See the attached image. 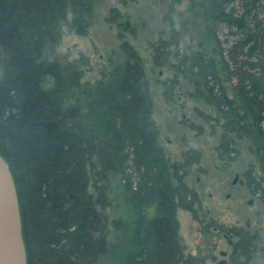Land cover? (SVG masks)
<instances>
[{
    "label": "trees",
    "instance_id": "16d2710c",
    "mask_svg": "<svg viewBox=\"0 0 264 264\" xmlns=\"http://www.w3.org/2000/svg\"><path fill=\"white\" fill-rule=\"evenodd\" d=\"M98 1L0 0V156L16 189L26 264L202 263L184 257L178 209L199 221L207 252L216 245L208 239L222 237L231 263L247 264L258 236L198 218V195L184 182L198 157L165 156L142 60L123 34L119 55L94 83L82 82L87 57L56 54L68 15L74 34L86 36ZM233 1L187 0L186 16L159 36L152 60L170 62L213 110L204 119L222 131L219 159L232 160L234 139L244 138L264 172V0H243L239 11ZM119 17L112 9L108 22ZM222 26L239 35L228 48ZM246 184L262 192L253 177Z\"/></svg>",
    "mask_w": 264,
    "mask_h": 264
},
{
    "label": "rangeland",
    "instance_id": "374dc122",
    "mask_svg": "<svg viewBox=\"0 0 264 264\" xmlns=\"http://www.w3.org/2000/svg\"><path fill=\"white\" fill-rule=\"evenodd\" d=\"M242 2L234 0L229 8L239 11ZM170 8V20L165 22L164 17ZM112 9H116L120 17L109 23ZM187 10V0H99L91 10L86 36L74 34L70 29L72 17L68 15L67 22L62 25V38L56 54L64 60L76 59L80 54L87 57L90 69L83 72L82 82L94 83L108 59L119 55L117 37L119 33L123 34L142 60L151 101V118L165 156L171 161H180L187 154L191 158L198 157V162L190 167L184 179L198 195V218L207 224L238 227L256 234L258 243L247 264H264V172L250 142L235 138L237 154L232 160L227 157L219 159L216 148L222 131L204 119L205 116L214 117L213 110L193 96L190 84L174 73L170 62L163 67L153 64V44L159 36L166 37L171 28H177ZM258 19L264 20V14L258 12ZM219 34L225 48L239 38L234 28L228 30L222 26ZM248 177L260 183L262 192L253 193L249 189ZM146 214L152 217L153 208H147ZM176 218L185 258L195 255L205 257L199 264L220 261L232 264V245L226 239L216 236L208 239V244L216 242L210 254L206 251L199 221L181 209L177 210Z\"/></svg>",
    "mask_w": 264,
    "mask_h": 264
},
{
    "label": "water",
    "instance_id": "95a60500",
    "mask_svg": "<svg viewBox=\"0 0 264 264\" xmlns=\"http://www.w3.org/2000/svg\"><path fill=\"white\" fill-rule=\"evenodd\" d=\"M235 182V181H234ZM0 264H26L21 216L14 181L0 156ZM217 264H226L220 261Z\"/></svg>",
    "mask_w": 264,
    "mask_h": 264
}]
</instances>
